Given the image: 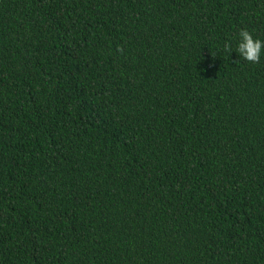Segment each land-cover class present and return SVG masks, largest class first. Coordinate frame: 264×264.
I'll list each match as a JSON object with an SVG mask.
<instances>
[{
    "label": "trees",
    "instance_id": "obj_1",
    "mask_svg": "<svg viewBox=\"0 0 264 264\" xmlns=\"http://www.w3.org/2000/svg\"><path fill=\"white\" fill-rule=\"evenodd\" d=\"M264 0H0V264H264Z\"/></svg>",
    "mask_w": 264,
    "mask_h": 264
},
{
    "label": "clouds",
    "instance_id": "obj_2",
    "mask_svg": "<svg viewBox=\"0 0 264 264\" xmlns=\"http://www.w3.org/2000/svg\"><path fill=\"white\" fill-rule=\"evenodd\" d=\"M262 50H264V41L260 39H254L253 35L242 29L239 32V42L237 44V52L239 58L248 62H258Z\"/></svg>",
    "mask_w": 264,
    "mask_h": 264
}]
</instances>
